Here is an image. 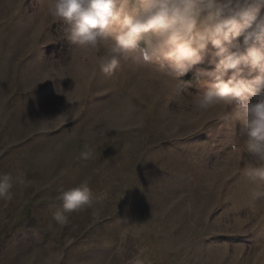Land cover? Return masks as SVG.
Wrapping results in <instances>:
<instances>
[{
  "label": "rangeland",
  "instance_id": "1",
  "mask_svg": "<svg viewBox=\"0 0 264 264\" xmlns=\"http://www.w3.org/2000/svg\"><path fill=\"white\" fill-rule=\"evenodd\" d=\"M44 8L0 0V172L23 177L7 204L18 218L34 206L40 264H264L240 125L192 104L218 59L211 44L179 91L163 59L99 72L104 47L71 45ZM81 183L93 205L57 224L59 192Z\"/></svg>",
  "mask_w": 264,
  "mask_h": 264
},
{
  "label": "clouds",
  "instance_id": "2",
  "mask_svg": "<svg viewBox=\"0 0 264 264\" xmlns=\"http://www.w3.org/2000/svg\"><path fill=\"white\" fill-rule=\"evenodd\" d=\"M262 6L264 0H45L44 15L63 25V39L76 48L104 47L99 72L113 74L128 62L163 59L179 91L184 85L178 77L202 62L211 44L218 59L214 70L204 73L211 79L192 95V104L198 110L222 107L220 119L233 131L240 125L238 150L242 160L251 157L241 171L254 185L250 196L256 201L264 200ZM241 36L242 43L237 40ZM252 97L258 98L255 103ZM23 182L19 175L0 172V199L10 200L14 184ZM57 199L62 207L52 219L65 225L71 213L91 207L96 197L81 183L60 191Z\"/></svg>",
  "mask_w": 264,
  "mask_h": 264
},
{
  "label": "crops",
  "instance_id": "3",
  "mask_svg": "<svg viewBox=\"0 0 264 264\" xmlns=\"http://www.w3.org/2000/svg\"><path fill=\"white\" fill-rule=\"evenodd\" d=\"M16 211L7 200H0V264H40L39 231L30 227L33 216L25 215L33 213L34 206H23L19 218L13 215Z\"/></svg>",
  "mask_w": 264,
  "mask_h": 264
},
{
  "label": "trees",
  "instance_id": "4",
  "mask_svg": "<svg viewBox=\"0 0 264 264\" xmlns=\"http://www.w3.org/2000/svg\"><path fill=\"white\" fill-rule=\"evenodd\" d=\"M141 43H143V40L141 41Z\"/></svg>",
  "mask_w": 264,
  "mask_h": 264
}]
</instances>
